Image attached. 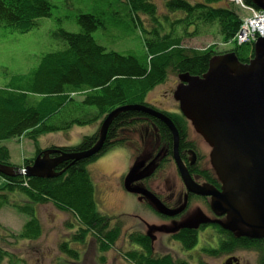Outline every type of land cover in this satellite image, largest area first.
<instances>
[{
    "label": "rangeland",
    "instance_id": "rangeland-1",
    "mask_svg": "<svg viewBox=\"0 0 264 264\" xmlns=\"http://www.w3.org/2000/svg\"><path fill=\"white\" fill-rule=\"evenodd\" d=\"M164 1L155 0L159 13L157 20L165 31H168V22L163 17L168 15ZM188 1L191 3L201 2V0ZM232 1L241 2V0H228L227 3ZM49 2L53 6L51 15L40 18L38 26L27 33H18L11 26L0 24L1 87L9 85L13 76L28 73L47 53L65 48L66 43L59 36L61 29L71 33L80 32L81 29L77 23V17L80 14L93 13L101 17L103 25L92 33V37L107 50L113 49L117 52H122L126 48L140 50L143 38L147 36L146 32H149L153 24H156L151 18L143 15H140L142 24H136L135 19H132V16L130 17L124 10L122 13L115 10L118 0H49ZM233 3L231 4L235 6L239 16L245 21L244 16L247 14L244 13L247 12H243ZM180 15V13L173 14L171 18ZM121 21L124 22V26ZM260 22H264V19H261ZM258 26L260 33H264L263 25L258 24ZM255 34L260 35L258 32ZM255 34L247 42L255 41ZM234 41L235 38L229 41L224 40L223 35L217 32L215 26H202L196 36L185 37L183 46L206 50L208 46L214 45L216 53L221 54L233 51ZM181 84L183 82L177 75L169 73L164 83L155 87L142 98L138 97L136 93H130L134 96L126 101L128 103L126 106H144L138 104L142 99L150 106L167 112L181 126L182 133L184 137L188 138L190 147L195 149L200 157L207 158L206 164L214 172L209 163L212 147L195 130L193 122L182 115L179 102L173 97L174 91ZM87 111L80 118L81 121L89 118L85 126L76 128L72 126L67 131L43 134L35 140L31 135L25 134L19 138L0 141V148L6 147L9 150V165L14 167L32 165L34 159L42 151H60V148L77 147L82 138L88 136L87 133L90 132V129L94 132L95 129L100 128L109 112L106 110L100 114L91 109ZM160 131L161 129L150 121L137 122L134 131L133 128L130 129L127 126L124 133L125 137L129 138V146H114L88 163L87 172L94 186L95 212L110 219L102 225L95 223L92 228H88L86 225L80 224V220L71 209L62 210L48 202L34 207L41 229L39 236L37 235L38 238L36 236L35 239H24L21 237V233L24 225L30 220V215L24 210L18 209V206L25 207L27 200L20 198L17 194L0 191V197L1 194L6 195V199H2L3 203L0 205V264H137L138 257H134L135 259L132 260L127 257L129 252L135 250L131 237L148 231L147 225L167 226L171 222L163 220L162 216L157 215L149 208L143 209L140 199L133 194L136 201L132 205L122 183L126 169L133 168L139 160H144V166L152 164V161L156 159L160 163H166L163 157H168L172 148L174 152V141L170 142L166 138L167 136L161 135ZM169 142L172 146L169 145ZM37 150H39L38 154ZM56 154L51 152L49 158H53ZM27 161L30 163L26 165ZM75 162L77 161L69 160L63 163L72 165ZM156 168L160 169L161 167L156 166ZM176 170L171 166L170 169L162 173L158 186L163 199L175 207L182 205V201L186 198L181 192V182L177 177ZM58 172H60L58 175L60 176L64 170ZM3 183L0 175V186ZM139 185L144 186L145 184L140 182ZM187 195L192 197L191 193ZM189 197L185 200L187 201ZM198 201L202 202L201 211L208 213L203 208L206 202L200 200L199 197ZM216 218L225 219L222 216ZM178 219L179 217L176 218V220ZM112 227H115L116 231ZM109 232L118 234L114 242L107 240L106 235ZM168 234L170 233H167L166 229L152 231L155 241L153 248L150 249V264L155 263L154 261L157 264L161 258H164L162 264H259L258 253L253 249L236 246L230 251L218 250L219 243L226 241L227 238L224 234L215 235L212 230L197 233L190 249L184 248L183 243ZM63 241H66L65 244L70 249L78 252L76 259L60 250V244ZM138 256L140 258V255ZM144 263L147 261H143V263L140 261L139 264Z\"/></svg>",
    "mask_w": 264,
    "mask_h": 264
},
{
    "label": "trees",
    "instance_id": "trees-1",
    "mask_svg": "<svg viewBox=\"0 0 264 264\" xmlns=\"http://www.w3.org/2000/svg\"><path fill=\"white\" fill-rule=\"evenodd\" d=\"M148 1L118 0V4L138 25L142 24L140 15L147 16L158 24L157 6ZM222 1L201 0L191 3L188 0H168L164 3L168 15L163 16L168 22V31L160 24H153L151 30L146 32L147 36L144 37L140 50L126 48L122 52L107 50L93 39L92 33L103 25L100 16L93 13L80 14L77 17L80 32L71 33L61 29L59 36L66 43L65 48L47 53L28 73L15 75L9 85L0 86V141L19 138L25 134L31 135L35 140L43 134L67 131L72 126H85L89 118L84 121L80 118L88 109L100 114L107 110L109 114L113 109L128 104L126 101L134 96L130 93H136L142 98L164 83L173 71L203 76L208 71L210 60L225 53L217 54L214 45L208 46L206 50L186 48L183 40L185 37L196 36L202 26H215L224 40L233 39L243 18L239 16L235 6ZM243 1L246 5L257 8L252 0ZM52 7L49 0H0V24L11 26L18 33H27L38 26L40 18L51 15ZM177 13L181 15L172 19L171 15ZM121 22L124 26V22ZM258 38L257 35L256 39ZM230 52H234L240 62H248L254 56V41L243 44L234 41V49ZM138 104L166 114L175 121L167 112L150 106L142 99ZM142 121L154 122L161 129V135L168 139L172 137L167 126L159 119L139 111H125L113 120L99 155L72 165L61 163L56 171L64 172L56 178L4 177L6 184L0 186V191L17 194L27 200L25 207L18 206V209L30 215L21 237L36 238L41 229L34 207L48 202L62 210L71 209L80 224L88 228H92L95 223H106L109 218L95 212L94 186L87 172V165L114 146L128 145L129 138L125 137L124 130L129 126L134 131L136 123ZM98 135L99 130L83 137L77 147L60 148V151L89 149L97 141ZM9 159V150L6 147L0 148V163L7 165ZM29 163L27 161L25 164ZM2 199H6L5 194H1L0 205L3 203ZM112 228L116 231L115 227ZM224 233L227 234V240L219 243L218 250L230 251L236 246L250 248L258 253L259 264H264V239L234 238L229 232ZM117 236V233L109 232L106 238L114 242ZM195 237L190 230L173 236L186 249L193 246ZM131 238L137 248L134 247L135 250L129 252L127 257L130 260L138 257L137 264L140 261L150 264V240L140 233ZM65 243L63 241L60 244V250L76 259L78 252ZM163 259L157 264H162Z\"/></svg>",
    "mask_w": 264,
    "mask_h": 264
},
{
    "label": "water",
    "instance_id": "water-1",
    "mask_svg": "<svg viewBox=\"0 0 264 264\" xmlns=\"http://www.w3.org/2000/svg\"><path fill=\"white\" fill-rule=\"evenodd\" d=\"M252 2L257 8L264 9V0ZM179 79L183 84L175 90L174 99L179 102L182 114L193 122L195 130L212 147L210 165L221 184V191L193 182L176 152L179 132L175 123L166 114L146 106L125 105L111 111L101 123L96 143L89 149L42 151L32 165L24 167L0 163V175L7 178L58 176L60 172L55 169L59 164L85 160L101 152L108 130L118 115L125 111H141L161 120L168 127L174 141V158L188 192L210 196L213 212L195 209L171 221L170 225H147L148 231L143 234L151 237V245L154 246L155 241L153 230L166 229L170 233L168 235H176L184 228L196 230L208 223L219 225L233 233L235 238L264 239V37L254 42V56L250 63L240 64L232 54L219 56L210 61L203 81L188 75ZM51 152L58 156L49 158ZM143 166L144 163L137 164L125 175V190L143 195L160 214L174 216L180 213L184 206L169 210L152 193L138 187L141 180L156 168L153 163ZM214 215L224 216L225 219H217Z\"/></svg>",
    "mask_w": 264,
    "mask_h": 264
},
{
    "label": "flooded vegetation",
    "instance_id": "flooded-vegetation-1",
    "mask_svg": "<svg viewBox=\"0 0 264 264\" xmlns=\"http://www.w3.org/2000/svg\"><path fill=\"white\" fill-rule=\"evenodd\" d=\"M177 128H178V132H179V143H178V147H177V155L180 158L182 164L184 165V167L186 168L187 172L189 173L191 179L193 180L194 183H196L199 186H210L213 189H215L216 191H221V184L218 181V178L216 177L215 173L212 172L208 166H207V158L204 156H199V154L197 153V151L195 149H192L189 145V140L187 137H184L182 130H181V126L174 121ZM169 141L172 142V137L169 138ZM169 142V145L172 146V144ZM58 155H54V157H57ZM164 158V157H163ZM166 163H161V165H159V168H155L148 176L147 178L145 177L143 180H141V182H144V186H138L141 188L146 189L148 192L152 193L166 208H168L169 210H175L176 208H178V206H172L170 205L167 200L165 201L163 199L162 193L159 191L158 186L160 184L161 181V175L162 173L166 172L168 169L171 168V164H174L175 158H174V152H173V148H172V152L171 154L165 158ZM148 165V164H147ZM146 165V166H147ZM61 166V164H59L56 169ZM167 166H170V168H167ZM145 167V166H144ZM173 168L177 169V177L180 179L181 182V192L184 196L189 197L187 194L191 193L192 197L188 198V200L185 202V208L183 209V211L180 214H177L175 216H164L162 214H160L157 209L155 208V206L152 205V203L146 199L143 195H139V194H134V196L142 199L140 200V204L143 205V209L145 208H149L151 209L154 213H156L159 216H162L165 221H169L171 219H176V218H180L181 216L187 214L188 212H190L191 210L194 209H199L201 210V205L202 202L198 201V197L200 198V200L205 201L206 203L203 205V208L205 209V211H208L209 213H213L211 211V197H203V196H198L192 192H188L187 187L185 186L184 182H183V178L182 175L178 169L177 166H173ZM55 169V170H56ZM127 172V169L125 171V174ZM161 173V174H160ZM140 182V181H139ZM123 184V183H122ZM124 187V184H123ZM125 190V188H124ZM126 191V190H125ZM127 192V191H126ZM128 193V192H127ZM127 198L129 199V201L131 203H133L132 205H134V201H136V198L132 196V194L126 195ZM197 197V198H195ZM185 198V199H186ZM215 216V215H214ZM217 217V216H215ZM224 217V216H222ZM138 220V219H137ZM223 220V219H222ZM186 230H190L193 231L195 235H197V233H199L200 231L203 232L205 230H212L213 233H215V235L219 234L222 235H227L226 233H224V229H222L219 225L217 224H213V223H208V224H204V225H200L198 229L194 230V229H182L181 232L184 233V231ZM227 232V231H226ZM238 264V263H237Z\"/></svg>",
    "mask_w": 264,
    "mask_h": 264
},
{
    "label": "bare ground",
    "instance_id": "bare-ground-1",
    "mask_svg": "<svg viewBox=\"0 0 264 264\" xmlns=\"http://www.w3.org/2000/svg\"><path fill=\"white\" fill-rule=\"evenodd\" d=\"M164 1V0H163ZM168 0H165L164 1V3L165 2H167ZM148 2H150V3H155V0H149ZM235 4H236V6H237V8H239V9H241V10H243V12L244 11H246L247 13H244V14H247V16H244L245 18H247V19H251V20H254L255 22H258L259 24H262L263 25V27H264V22H260L261 21V19H264V18H260L259 20H258V16L259 15H262V14H264V9H259V8H253V7H251V6H249V5H246L245 3H244V1L243 0H241V2H239V3H237V2H234ZM233 3V4H234ZM156 5V4H155ZM110 7L112 8V6L110 5ZM158 9V8H157ZM115 10L116 11H119V12H123V7L121 6V4H116V8H115ZM157 22H158V20H157ZM158 24H159V22H158ZM158 24L156 23V25L158 26ZM258 27L259 26H257L256 28L258 29ZM259 30V29H258ZM262 34V37H264V33L262 32L261 33ZM144 39V38H143ZM230 54H232V55H234L235 57H236V54L234 53V52H227V53H225V54H222V55H219V56H226V55H230ZM253 58V57H252ZM252 58H250L249 60H248V62H240L238 59H237V57H236V59L238 60V62L240 63V64H247V63H250V60L252 59ZM173 73L174 74H176L177 75V77L179 78V77H184V75H188L189 77H191L192 75H190L189 73H183V72H177V71H173ZM198 77V79L199 80H204V75L203 76H201V77H199V76H197ZM222 97V96H221ZM228 99H229V97L228 96H226ZM216 98H218V94L216 93ZM179 108H180V105H179ZM164 158H166V157H164ZM153 162V164L154 165H156V166H159V165H161V163L159 162V160L158 159H156V160H154V161H152ZM140 163H144V160H139V161H137V164H140ZM171 166H177V163L176 162H174V164H171ZM114 174V173H113ZM177 174V173H176ZM142 200V199H141ZM185 202H186V200L184 199L183 201H182V206L180 205V208H183V206H184V208H185ZM183 208V209H184ZM71 227H73L72 225H70ZM180 232H181V230H180ZM228 232V231H227ZM230 234H231V237H234V235H233V233H231V232H229ZM147 238L148 239H151V237L150 236H147ZM235 238V237H234ZM229 242V241H228ZM134 245H136V244H134Z\"/></svg>",
    "mask_w": 264,
    "mask_h": 264
},
{
    "label": "built area",
    "instance_id": "built-area-1",
    "mask_svg": "<svg viewBox=\"0 0 264 264\" xmlns=\"http://www.w3.org/2000/svg\"><path fill=\"white\" fill-rule=\"evenodd\" d=\"M236 2V1H235ZM260 18H264V14L258 16V20ZM248 24V25H247ZM258 22H255L254 20L247 19L243 22L241 25L239 31L235 35V39L237 40L238 44H243L250 40V38L258 32L260 34L259 36H262L260 31L256 28L258 26ZM257 34H255V37ZM256 39V38H255Z\"/></svg>",
    "mask_w": 264,
    "mask_h": 264
},
{
    "label": "crops",
    "instance_id": "crops-1",
    "mask_svg": "<svg viewBox=\"0 0 264 264\" xmlns=\"http://www.w3.org/2000/svg\"><path fill=\"white\" fill-rule=\"evenodd\" d=\"M96 131V129L94 130V132ZM93 131H92V129H90V132L89 133H87V134H93L94 133ZM4 178H2V180H3ZM5 183H3V185H4ZM2 185V186H3Z\"/></svg>",
    "mask_w": 264,
    "mask_h": 264
}]
</instances>
